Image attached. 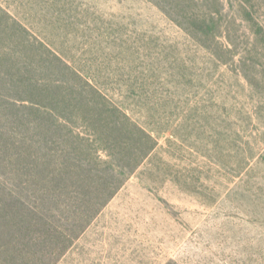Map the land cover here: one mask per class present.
Listing matches in <instances>:
<instances>
[{"label":"rangeland","instance_id":"374dc122","mask_svg":"<svg viewBox=\"0 0 264 264\" xmlns=\"http://www.w3.org/2000/svg\"><path fill=\"white\" fill-rule=\"evenodd\" d=\"M206 1L224 65L150 0H0L159 142L59 264H264V37L244 0Z\"/></svg>","mask_w":264,"mask_h":264},{"label":"trees","instance_id":"16d2710c","mask_svg":"<svg viewBox=\"0 0 264 264\" xmlns=\"http://www.w3.org/2000/svg\"><path fill=\"white\" fill-rule=\"evenodd\" d=\"M150 1L227 64L231 36L219 10L203 12L206 0ZM252 2L241 1L239 13L264 37ZM90 76L0 4V264H59L158 147Z\"/></svg>","mask_w":264,"mask_h":264}]
</instances>
